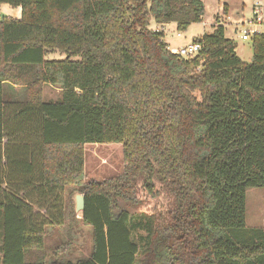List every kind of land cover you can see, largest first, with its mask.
Listing matches in <instances>:
<instances>
[{
  "label": "trees",
  "instance_id": "obj_1",
  "mask_svg": "<svg viewBox=\"0 0 264 264\" xmlns=\"http://www.w3.org/2000/svg\"><path fill=\"white\" fill-rule=\"evenodd\" d=\"M0 4L20 8L0 19V264H264V228L245 223L246 190L264 187L263 33L249 62L222 24L182 57L149 20L184 31L201 0ZM46 85L58 100L43 101ZM113 143L121 173L85 181L84 147ZM69 187L91 233L76 260L61 239L47 248L77 220Z\"/></svg>",
  "mask_w": 264,
  "mask_h": 264
},
{
  "label": "rangeland",
  "instance_id": "obj_2",
  "mask_svg": "<svg viewBox=\"0 0 264 264\" xmlns=\"http://www.w3.org/2000/svg\"><path fill=\"white\" fill-rule=\"evenodd\" d=\"M204 6V12L201 21L190 24L186 30L178 31L174 23H169L163 27V41L169 47H178L185 42H191L192 39L209 33L212 29L222 24L224 33L227 38L234 41L237 56L244 62H249L252 58V50L250 47V36L247 40L240 38L243 30L249 29L248 21L255 16L254 8H258L262 15L263 22L257 26V30L264 27V0H201ZM260 4V7L257 4ZM4 17H20V8L11 7L6 4H0V19ZM157 26L153 19L149 20V28L153 29ZM154 30V29H153ZM176 33L181 36L176 37ZM47 58L59 59L63 56L59 53H50ZM60 98V88L55 85H46L43 88V101H56ZM85 155V176L84 180L103 181L107 178L116 176L123 169L122 161V145L113 144H88L84 147ZM82 195L72 187L67 188L62 193V201L69 204L76 213V219L79 212L75 210V196ZM83 196V195H82ZM139 195L138 198H143ZM164 203L162 195L157 198L143 199L139 204L138 210H154L158 209ZM67 210V209H66ZM245 223L249 227L264 228V187H251L246 190L245 198ZM72 226L70 233L67 234L65 228H61L57 233L49 234L47 239V248L51 249L54 243L62 240L66 244L64 259L76 260L88 255L91 248V233L88 226L82 225L79 220H75L70 224ZM53 229H50L52 231ZM67 241V242H66Z\"/></svg>",
  "mask_w": 264,
  "mask_h": 264
},
{
  "label": "built area",
  "instance_id": "obj_3",
  "mask_svg": "<svg viewBox=\"0 0 264 264\" xmlns=\"http://www.w3.org/2000/svg\"><path fill=\"white\" fill-rule=\"evenodd\" d=\"M259 6V4H257ZM260 7V6H259ZM253 13L255 14L254 18L250 21H248V26L250 27L249 29L243 30L241 32L240 38L242 40H247L248 37L253 34H264V27L262 30H257L256 27L260 26L263 22L262 15L259 12L258 8H254ZM155 31H158V28L154 29ZM181 35L179 33H176V37H180ZM170 51L174 54H177L182 57H188V56H193L195 55L198 50L200 49V45L198 43L194 42H188L184 45L178 46V47H169Z\"/></svg>",
  "mask_w": 264,
  "mask_h": 264
},
{
  "label": "crops",
  "instance_id": "obj_4",
  "mask_svg": "<svg viewBox=\"0 0 264 264\" xmlns=\"http://www.w3.org/2000/svg\"><path fill=\"white\" fill-rule=\"evenodd\" d=\"M259 4V3H258ZM259 6H260V4H259ZM166 25H168V24H165V25H158V30H161V31H163V27H165ZM175 25V24H174ZM224 27V26H223ZM155 28H157V26L155 27ZM155 28H153V29H155ZM192 41V40H191ZM186 43H188V42H185L184 44H186ZM184 44H182V45H184ZM168 46H170L169 44H168ZM235 53H236V51H235ZM236 55H237V53H236ZM5 142H6V139H3L2 140V149H3V145L5 144ZM1 149V163L3 164V163H5V157H4V150H2ZM30 197H32L35 201H37L36 200V195H32V196H30ZM79 218V217H78ZM0 221H1V215H0ZM59 231H61V228H60V230Z\"/></svg>",
  "mask_w": 264,
  "mask_h": 264
},
{
  "label": "water",
  "instance_id": "obj_5",
  "mask_svg": "<svg viewBox=\"0 0 264 264\" xmlns=\"http://www.w3.org/2000/svg\"><path fill=\"white\" fill-rule=\"evenodd\" d=\"M83 207H84L83 196L78 194L75 196V210L80 212L83 209Z\"/></svg>",
  "mask_w": 264,
  "mask_h": 264
}]
</instances>
